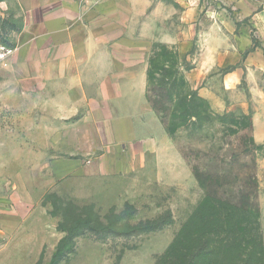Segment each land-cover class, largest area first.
Returning a JSON list of instances; mask_svg holds the SVG:
<instances>
[{"label": "crops", "instance_id": "obj_1", "mask_svg": "<svg viewBox=\"0 0 264 264\" xmlns=\"http://www.w3.org/2000/svg\"><path fill=\"white\" fill-rule=\"evenodd\" d=\"M0 5L9 10L4 27L17 47L10 76L28 109L36 105L54 113L51 123L44 116V125L54 128L52 142L69 144L53 157L57 177L120 176L133 184L132 191L145 188L146 196L196 184L147 90L156 44L186 54L196 35L198 51L186 78L210 104L224 107L220 88L233 90L236 81L230 72L221 80L220 70L235 61L238 49L236 41L205 43L201 0H2ZM259 111L252 117L253 137L263 144Z\"/></svg>", "mask_w": 264, "mask_h": 264}, {"label": "rangeland", "instance_id": "obj_2", "mask_svg": "<svg viewBox=\"0 0 264 264\" xmlns=\"http://www.w3.org/2000/svg\"><path fill=\"white\" fill-rule=\"evenodd\" d=\"M3 8L0 37L10 42L4 26L11 17ZM200 8L207 17L205 43L236 41L235 61L220 70V79L230 72L236 86L230 91L221 86L223 108L210 105L215 113L233 114L238 123L222 124L214 116L202 131L184 128L172 138L187 155L182 153L192 172L196 168L218 180L214 185L218 193L229 197L246 185L257 188L264 240V143L255 142L252 125L247 129L241 125L243 116L252 122L258 109L264 115V0H201ZM175 26L173 23L172 29ZM253 38L259 44L255 48ZM192 42V50L186 54L177 49L194 64L196 35ZM12 79L8 68L0 67V264H50L64 235L58 229L61 216L54 214L51 203H45L46 195L53 192L80 206L93 204L104 222L121 212L128 215L121 222L120 233L88 231L77 237L62 264H155L205 194L194 172L195 185L152 192V196L143 194L145 188L132 191L133 184L120 176L75 173L57 177L53 157L69 144L52 142L54 128L44 125V116L51 123L54 113L38 111L36 105L28 109ZM163 220L170 224L147 228Z\"/></svg>", "mask_w": 264, "mask_h": 264}, {"label": "trees", "instance_id": "obj_3", "mask_svg": "<svg viewBox=\"0 0 264 264\" xmlns=\"http://www.w3.org/2000/svg\"><path fill=\"white\" fill-rule=\"evenodd\" d=\"M253 40L255 48L259 44L255 43L256 38ZM186 59L177 47L161 43L156 44L150 57L147 96L154 111L161 116L166 131L172 137L184 128L200 132L207 123L213 122L214 116L222 124L234 123L233 114L215 113L209 101L191 86L185 71L191 70L194 64ZM242 119L245 129L252 125L247 116ZM182 153L187 157L183 150ZM193 172L205 194L155 264H264L257 188L246 185L226 197L214 189L218 180L212 175L196 168ZM47 202L53 206L54 214L61 216L58 229L64 234L50 264H62L63 255L73 251L75 239L88 231H98L102 235L120 233L121 222L128 216L121 212L104 222L93 204L80 206L65 201L54 192L46 195ZM162 224H170V221L155 222L147 228L158 229Z\"/></svg>", "mask_w": 264, "mask_h": 264}, {"label": "built area", "instance_id": "obj_4", "mask_svg": "<svg viewBox=\"0 0 264 264\" xmlns=\"http://www.w3.org/2000/svg\"><path fill=\"white\" fill-rule=\"evenodd\" d=\"M17 47L10 45L1 40L0 37V67L8 68L16 54Z\"/></svg>", "mask_w": 264, "mask_h": 264}]
</instances>
